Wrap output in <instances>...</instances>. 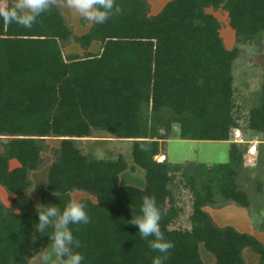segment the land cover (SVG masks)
I'll use <instances>...</instances> for the list:
<instances>
[{
  "label": "trees",
  "instance_id": "trees-1",
  "mask_svg": "<svg viewBox=\"0 0 264 264\" xmlns=\"http://www.w3.org/2000/svg\"><path fill=\"white\" fill-rule=\"evenodd\" d=\"M115 4L120 14L81 36L58 3L31 29L0 20V187L12 195L11 207L0 201V264H31L50 240L33 228L37 205L26 191L47 151L55 159L40 204L63 209L75 191L95 198L79 200L90 222L72 226L84 264H152L163 255L127 223L144 196L156 199L161 230L174 245L163 264H206L201 243L216 258L213 264H245L246 247L264 264L259 239L218 226L205 209L250 208L239 184L246 152L239 143L231 142L225 164L191 168L156 159L171 137L227 141L236 128L264 135V69L247 124L236 114L234 85L240 44L264 40V0H170L157 15L147 0ZM210 7L228 11L237 36L233 49L224 46ZM94 41L102 43L97 54L88 50ZM71 42L84 48L82 56L64 53ZM95 130L132 141L134 163L146 170L144 188L120 183V173L134 168L123 154L107 158L80 147L78 139ZM55 137L59 147H50L47 140ZM12 160L18 165L11 167ZM174 186L189 191V209L177 201Z\"/></svg>",
  "mask_w": 264,
  "mask_h": 264
},
{
  "label": "crops",
  "instance_id": "crops-1",
  "mask_svg": "<svg viewBox=\"0 0 264 264\" xmlns=\"http://www.w3.org/2000/svg\"><path fill=\"white\" fill-rule=\"evenodd\" d=\"M10 1L12 3L15 2V0H6V3L8 4ZM147 1L150 3L152 15H157L160 12H162V10L165 8L166 4L168 2H170V0H147ZM56 3L61 5L62 11H63L64 15L66 16L69 25L72 27L73 32L77 36H81L83 34L88 33V31L91 29L93 23L86 21L83 17H81L79 14H77L74 10H70V9L66 8L63 5V0H56ZM207 12L213 14L220 22V24H221L220 33H221V36L223 38L224 46L227 49H233L237 45V36H236V31L234 30V28H232L230 26V18H229L228 11L223 10L221 8L220 9H214L213 7H210L207 9ZM101 49H102V43L99 41H94L90 45L88 50L92 53L97 54L101 51ZM84 52H85L84 48H82V46H80L78 43H75V42L69 43L64 48V53L68 54V55L69 54H78V55L82 56V54ZM259 60H260V63H259L260 68H256V71H258V73L260 74V72L264 69V54L262 55V59H259ZM236 68H234V72H235L234 85L236 88H237L236 83H239L240 85H242V89L244 91H246V93H250L252 91V84L256 80H258L257 81L258 86H255V83L253 86V88L255 87L254 88L255 92L254 91L253 92H254V94L256 93L257 96L255 98H253L252 100H251V97L249 99L250 101H254L256 99V102H258V100L260 98V93H261V85H260L261 82L259 80L260 78L258 77L256 80L253 81L250 77V72L246 69L247 70L246 75L242 79V77H241L242 74H240L241 76L239 75V73H238V75L236 74ZM246 76H248V77L246 78ZM238 77H240V78L238 79ZM254 105H255V103H254ZM241 131L243 133L242 139L237 140V139L233 138V139L227 140L225 142L229 144V147H228L229 159H228V161H230V158H231V154H230L231 145H232L231 142L239 143L241 148L246 150V152L244 154V160H245L244 170L245 171L243 172L242 176L244 177L245 180L249 181L250 183H253V186L251 187L253 189V191H252V193H249L247 191V188H249V187H247V185H243V186L241 185V187L243 189H245L246 192L248 193L249 199L251 200V206H250V208H247V207L237 205L235 203H229V205H227L223 208H218V207L214 208L212 206H206L205 209L210 213V215L213 217L214 221L216 222V224L218 226H220V227H226L229 225L233 226L239 232L250 234V235L254 236L257 240L259 239V241H261L264 244V135H262V136H260L258 134H256V135H250L249 134L248 135L247 132H244L243 130H241ZM100 133L104 134V136L105 135L110 136L109 134H107L103 131L95 130L91 137H84V138L85 139L90 138L93 141H90V140L89 141L92 142V144H95L97 142L103 141L100 138H98ZM115 139H117V138L109 139L108 140L109 146L106 145L105 149H102L100 146H99V148H96L97 146L92 145L93 149L90 150L91 148H89V150L87 149V150H85V152L89 153V152H95V151L100 150V153L102 154V156L107 157V158H113L118 153L123 154L126 161L128 162V164L134 168L133 169H127V170L123 171L122 173H120L121 174L120 175V183L122 185H132V186H136L139 188H144L147 184L146 170L143 167L141 168V167L135 165L134 158H133L132 154L126 153V151L124 152L118 146H113V143L120 141V139H117V140H115ZM78 140H81V139H78ZM173 141H189L193 145L201 144L198 142H203V143L211 142V140H198L197 141V140H184V139H180L179 137H171L165 143L167 145V148L164 147L162 149L161 153L158 156H156L157 160H159V161L166 160L167 162L172 163V164L184 163L183 165H185V166H188V165L191 166V164H192L191 162L186 161V162L181 163L179 156L174 158L172 155H170V151L168 150L169 149L168 143L169 144L173 143ZM219 142H223V141H219ZM252 145H257V150H256L255 155H251L248 152L249 148ZM199 153H201L200 149L198 151L195 148V150L192 151V157L195 158V164L194 165H197L199 163H203L206 165L214 164L213 162L208 161L206 158L199 157L198 156ZM256 156H257V163H256V165L251 166V164L248 162L247 158H254ZM52 161H54V160H52ZM228 161L224 162V163H217V164H225V163H228ZM12 162L18 163L16 160H12ZM12 162H11V166H12ZM17 165H15V166H17ZM50 165H51V162L47 166V174H48ZM74 193L77 194L80 192L75 191V192H73V194ZM81 193H85V192H81ZM87 194H89V193H87ZM31 196L36 202L35 205L40 204V197L38 200L35 199V197H33V192L31 193ZM88 197L92 198L93 196H91L89 194ZM94 200H95V198H94ZM259 204H261V206H257V210H256L257 213L255 215V220L257 223H254V221L250 215V211L253 215V211H254V209L252 211L253 205H259ZM204 249H206V248L204 247V244L201 243L200 248H199L201 257L203 258V260L205 261L206 264H213L216 261V258H214L213 254L211 252L209 253L207 251H204ZM243 257L245 258V264H258L260 259H261L260 255L253 252L249 247H246L243 249ZM54 263H52V264H54Z\"/></svg>",
  "mask_w": 264,
  "mask_h": 264
},
{
  "label": "clouds",
  "instance_id": "clouds-1",
  "mask_svg": "<svg viewBox=\"0 0 264 264\" xmlns=\"http://www.w3.org/2000/svg\"><path fill=\"white\" fill-rule=\"evenodd\" d=\"M55 4L56 0H15L9 6L6 0H0V20L6 25L16 24L31 29L38 18ZM63 5L74 10L86 21L97 25H102L112 16L121 13V8L116 6L115 0H63ZM26 191L30 196L34 190ZM53 194L59 198L56 192ZM36 213L38 222L33 228L40 235L50 238L56 264H84V256L79 251L81 242L74 236L72 226L87 225L90 222L87 205L75 199H70L63 209L53 203L37 204ZM161 219L162 212L156 199L144 196L139 213L132 214V218L127 221L138 228L140 238L148 240L153 251L163 254L154 257L152 264H163L169 250L174 247L161 230ZM32 238L36 239L35 236Z\"/></svg>",
  "mask_w": 264,
  "mask_h": 264
},
{
  "label": "rangeland",
  "instance_id": "rangeland-1",
  "mask_svg": "<svg viewBox=\"0 0 264 264\" xmlns=\"http://www.w3.org/2000/svg\"><path fill=\"white\" fill-rule=\"evenodd\" d=\"M259 41H261V42H258V40H256L253 43H251V42L247 43L246 42V43L240 44V46H239L240 54L235 61L234 68L237 67L236 68V74L237 75H238V73H239V75L242 74V76L240 75L242 77V79L245 77L247 70L250 72V77L253 81L256 80L258 77L260 78V74L258 73V71H256V68H260V65H259L260 60L259 59H262V55L264 54V40L262 41L261 39H259ZM247 77L248 76H246V78ZM239 78L240 77H238V79ZM257 81L258 80H256L254 82L255 86H258ZM254 83L252 84V91L250 93H246V91H244L242 89V85H240L239 83H236L238 91L236 92L235 101L239 107L237 109L238 111H236V114H237V116L238 115L241 116V119H242L241 123L247 122V119L250 116V114H249L250 109L253 107L254 103L255 104L257 103L256 99L254 101L249 100L250 97L252 100L253 98H255L257 96L256 93L254 94V92H255L254 91L255 87L253 88ZM98 138H100L103 141L92 144V142H90V141H93V140H91L90 138H88V139L84 138V139L78 140L77 142L80 145V147H82L84 150H87V149L89 150V148H91L90 150H92L93 149L92 145L97 146L96 148H99V146H100L102 149H105L106 145L109 146L108 140L113 139L114 137H110L107 135L104 136V134L100 133ZM233 138L234 137L232 136V139ZM4 140H6V138H4ZM115 140H117V139H115ZM47 143L50 147H59L60 139L57 137L50 138L47 140ZM198 143H201V144H198ZM198 143H197L198 145H193L189 141H173V143H170V144L168 143V148H169L168 150L170 151V155H172L174 158L179 156L181 163L186 162V161L191 162L192 163L190 166L191 168L195 164V158L192 157V151L195 150V148L198 151L200 149L201 153L198 154L199 157L206 158L208 161H211L214 164L224 163V162L228 161V159H229V149H228L229 144L226 143L225 141H223V142L211 141V142H206V143H203V142H198ZM113 146H118L124 152L126 151V153H129V154H131V151L133 148L132 141H130V140L117 141L116 143H113ZM165 148H167V145ZM95 154L97 156L102 155L100 153V150L95 151ZM43 156L47 159L45 164L41 167V169H39L37 171H33L31 173V178L33 180V186L29 191L34 190L33 191V197H35V199H37V200L39 199L41 192L47 186V166L55 158V156L51 153V151L44 152ZM247 160L251 164V166H254L257 163V156L254 158H247ZM17 164L18 163H16V162H12L11 167H15V165H17ZM182 164H184V163H182ZM239 184H241L242 186L247 185V187H249V188H247V191L249 193H252L253 189L251 187L253 186V183H250L249 181L245 180L242 175H240V177H239ZM174 192L176 194L177 201H179V203L181 205H183L187 209H189L191 206V203H192L191 195H190L189 191L183 187L174 186ZM88 195L89 194H87L86 192L85 193L80 192L77 194L72 193L73 199H75V200L84 199L85 197H88ZM92 199H94V197H92ZM0 201L2 203H4L5 206L11 207V205H12V195H10L3 187H0ZM211 206L214 208L218 207L217 205H211ZM225 206H227V205H225ZM225 206H223V207H225ZM257 206H261V204L253 205V208H252V211L254 209L253 215L250 211V215H251L254 223H257L255 220V215L257 213V211H256ZM223 207H218V208H223ZM50 243H51V240L48 241L45 250L39 256L32 259L31 264H52L56 261L55 255L51 250ZM204 251L209 252L206 249H204Z\"/></svg>",
  "mask_w": 264,
  "mask_h": 264
},
{
  "label": "built area",
  "instance_id": "built-area-1",
  "mask_svg": "<svg viewBox=\"0 0 264 264\" xmlns=\"http://www.w3.org/2000/svg\"><path fill=\"white\" fill-rule=\"evenodd\" d=\"M233 136H234V138L237 139V140L242 139V137H243V133H242L241 129H240V128H236V129H234ZM256 150H257V145H252V146L249 148V151H248V152H249L251 155H255V154H256Z\"/></svg>",
  "mask_w": 264,
  "mask_h": 264
}]
</instances>
